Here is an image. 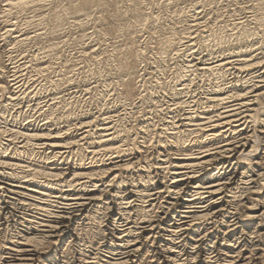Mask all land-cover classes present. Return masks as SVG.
Returning a JSON list of instances; mask_svg holds the SVG:
<instances>
[{"label": "bare ground", "instance_id": "6f19581e", "mask_svg": "<svg viewBox=\"0 0 264 264\" xmlns=\"http://www.w3.org/2000/svg\"><path fill=\"white\" fill-rule=\"evenodd\" d=\"M40 1L42 0H10L6 5L23 8ZM89 1L90 0L86 1L87 5L92 2ZM82 4L86 5L85 2ZM84 7L85 6H83V10ZM137 9L139 10V8ZM70 10L72 9L70 8ZM258 19L260 24L258 27L264 26V17L260 16ZM193 25L195 26L197 24ZM131 26L133 27V25ZM255 30L253 31L251 28H247L246 26V28H242L239 31L238 35L240 37H250L255 34ZM259 31H262L261 28ZM8 32L9 30H4L0 36L3 37L4 34ZM175 34H173V37L169 38V43L165 42V44L167 43L166 49L172 48L175 50L176 55L181 56L183 53L182 51H190V48L193 47V41L190 38L192 36H189V33L187 36L184 35V38L187 41L178 42L181 43L178 46L176 45L177 36ZM260 45L262 44L260 43ZM165 51H163V53H167ZM184 53L182 55L186 54ZM138 54L141 53L139 52ZM125 55L127 54L125 53ZM239 57L241 58L238 59V62L234 61L237 65L235 66L238 71L257 70V68L261 67L263 63L261 56L259 57L258 54L255 53L253 54L246 52L244 54H240ZM119 63L121 64L120 69L124 75L123 78L119 80V85L117 84L119 88L117 87L118 89L116 90L120 92L121 96L123 95L125 101H128V103H125V106L137 105L146 97V93H143L144 90L145 92L147 91L146 88H143L147 83L146 79L144 78V73L141 72L140 74V70L137 68V66H134L127 61ZM229 63L230 62L226 59H218L211 62L200 61V64L202 65L201 66L198 65V63H192L190 60H188L187 64L178 67V69L176 68L177 70L173 72V74L176 73L175 78L177 80L175 79L176 83L171 87V92L174 94V99L171 100L173 102H167L168 104L164 103L166 105L165 107H162L161 105V108H156V117L159 115L162 116V121L159 124L158 122L155 124L158 131L155 133L154 142H156V147L160 149V151L163 150L162 153L164 152V157L163 159H160L161 152L158 151L160 155L156 157V160L154 158V161L152 158L149 159L147 154L142 155L145 152H149V149L142 150L140 149L141 145H139L140 148L136 147L137 145L135 146L136 143L134 142L132 143L133 146H128V148L124 147L125 144L118 143V141L125 143L127 141L133 140V138H129L130 136L125 135V128L117 129L118 127H116V125L118 124H116L115 127L110 126V124L105 125L108 123L107 121L104 122V125L100 126L102 123H97V117H94L93 115L91 119L89 118L85 122L79 121L80 123L77 124V126L75 125L76 128L74 127L75 129L73 132L70 131L71 128L66 130L63 129L64 131H61L60 129L52 131V129H49L50 126L46 125V123H41L40 126H35L36 122L35 124L33 123L34 125L30 122V124L23 123V125H28L19 127L15 126L16 128L12 127L9 123V127H7L8 118L9 122L12 120H18V115V117L12 118V109H14L13 102L16 99V101L20 100V96H17L16 94V89L21 90L20 88L23 84L18 81L14 83V79L11 80V84L9 85L0 84V98L3 99L5 95L9 98V103L7 101L3 104V101L1 102L0 100V122L3 120L5 123L4 126H0V167H4L6 170L8 168L9 173L8 171L6 172L4 170L0 171H2L4 173L3 175L6 177L9 176L10 178L14 179H23L22 181L14 180L13 182L18 183L17 185L12 184V186L7 183L10 185L9 188L2 187L3 185L1 184L0 201H5V196L3 193H1L3 189L5 192L6 190L7 192L10 190L14 196L19 194L24 195L23 189H26L24 184H28L23 182L26 175L30 176L31 179L29 180L38 182L43 181L40 186L49 189L50 191L51 189L56 190L59 187H70L68 189L66 188V190H63V193L58 192L60 195L54 196L55 200L52 202L59 203L60 201L61 203V200L66 201H62L64 206H61V208L66 211H53L51 216H49L50 218H48V220L46 219L43 224L41 223V235L38 233V235L32 234L31 236L19 234V236L16 237L17 239L15 241L13 240L14 242L4 240L5 249L9 250V248H11L12 251L15 252L14 260L18 261V263L15 264H36L37 262L41 261L40 256L45 254L50 256L49 260L57 257L61 252L62 244L65 241V236H67L69 232L70 226L67 224L69 222L68 220L83 219L95 221L98 218V215L96 214L99 212L106 213V210L108 211V209L120 215L119 219L122 220L121 223L119 224L118 221L113 220L110 226H112L113 229L118 230L117 234H119V236H114H116L118 239H121L125 246L122 247L118 244L120 248L124 250L123 252L121 251L122 253L120 256H117L116 258L110 256V259L109 257H106V260L101 263L98 262V264H131V261L134 262L133 264H139L140 262H144V255L142 254L143 248L144 245L147 244V241H149V238L152 237L153 229L155 228L161 233L164 231L168 232V234L164 233L165 235L169 236L166 240L172 244L171 246L176 248V250H172L173 247H171L167 251V255H163V257L167 256L166 258H161L164 259L165 264H177L178 262V264H181V261L183 262L182 264H264V104L261 102V99L264 100L263 75L258 77L259 79L252 81L254 82L253 84L246 85L244 87H239L238 82L240 81L237 82V79L235 80L236 82L234 81L235 83L233 81L229 82L227 83L229 85L224 87L218 84V87H213L214 89L209 95H206V97L202 98L200 97L196 100L195 98H186V96L183 95L184 91L188 88H191L192 84L195 83L196 78L194 77L197 75L199 76L200 74H203V76H215L217 79H223L227 72H229V70L226 68ZM138 64L140 63L138 62ZM47 68L48 66L39 67V72ZM192 75L194 77H192ZM16 78L17 77H15V79ZM224 80L222 81L224 82ZM157 86L158 85H156L155 88ZM155 92H158V90L156 89ZM23 93L25 92L23 91ZM147 94H149V92ZM184 94L187 95L186 93ZM24 95L25 94L21 96V99L24 98ZM148 96V99L153 97H150V94ZM50 103L49 105H46L48 106L46 110L43 109V112H48V123H50V121L55 122L53 121L55 117H51V115L53 116L56 114L55 112V114H53V109L57 106H55V103L52 105H50ZM23 114V112H19V115ZM107 118H110V116ZM150 118L151 117H147L146 120L148 121ZM22 120L20 122H22ZM65 120H67V118ZM151 124L152 123L150 120L149 124L142 126L144 127L143 129L145 132L150 130L149 126H151ZM44 125L47 127H43ZM142 127H140V129ZM187 138H189V140H187ZM185 141H189V144L187 145L190 147L186 150H179L185 144ZM146 143L148 142H145L144 144ZM129 144L131 143L129 142ZM193 148H196V150L193 151ZM136 149H140V153L142 152V154L138 155L139 157L134 155L133 157L131 156V158L115 160L123 156L130 157V155L135 154L133 150ZM33 151L39 155L41 162L39 164L36 163L37 166L34 165V167L31 166V168H27L29 165H23V163H20V161L23 160V157H28L31 152L33 154ZM40 152H42V154ZM89 154H101L102 159L98 158L100 160L95 161L94 156H92L91 158L94 160L90 161L91 158H88L91 164H87L85 163V160L86 156H89ZM73 156V161L76 162V164H74L75 166L61 168L54 166L59 162L61 164H71L69 160L72 159ZM96 162L100 163L97 164ZM132 170L134 174H131L132 172L129 174L128 172ZM130 177L133 179L135 177L136 179L133 181H136V183H133V181L128 183V181L130 182V180H132ZM4 182L6 181L4 180ZM27 182L29 181L27 180ZM152 185L153 188L150 189ZM125 187L130 189L128 193L130 196L127 198H125V195H122L124 192L121 191ZM38 190L41 189L38 187ZM38 190H32L34 192L33 196L36 197L39 195V197L42 198L43 189L41 192ZM47 192L49 191L47 190ZM49 195L52 196L50 193ZM7 196L9 199L5 202H2L6 204L4 210L10 212L12 206L14 207L17 201H21L23 198L16 199L15 197H10L9 195ZM131 198L133 199L130 200ZM135 201H140L142 205H137L136 203L134 204L133 202ZM19 203L22 205V202ZM38 207L42 208L43 204L38 205ZM47 209H49V206ZM158 209L162 210V215H157L159 218L157 217L158 219L155 220V218H152V212L155 211L156 213V210ZM134 216L147 221L149 224L144 225L146 224V222H144L142 223L143 226L139 225L138 228L135 229L131 224V219ZM176 217L179 219H177L175 222H172ZM167 219L170 221V223L172 222V224H170L171 226L168 224L165 225V227H162L165 223L163 221H166ZM32 220L34 221V219ZM27 222L29 223L30 221ZM35 222L37 221L35 220ZM135 223L137 224V222ZM75 230L76 229H72V233L68 238L72 237L73 235L77 236V232H75ZM246 236L249 238L248 240ZM244 239L246 241H244ZM152 242L155 241L153 240ZM10 243L11 246L16 247V249H14V247H9ZM109 246L110 245L108 244V248H110ZM113 248L112 250H114ZM120 248H118V250H120ZM114 251L117 252L116 250ZM63 253L65 254V252ZM11 254L12 253H10V255ZM10 255L9 257H11ZM64 258L65 257L63 256V259ZM46 259L48 260L47 257ZM40 264L48 263H44L43 261Z\"/></svg>", "mask_w": 264, "mask_h": 264}, {"label": "rangeland", "instance_id": "374dc122", "mask_svg": "<svg viewBox=\"0 0 264 264\" xmlns=\"http://www.w3.org/2000/svg\"><path fill=\"white\" fill-rule=\"evenodd\" d=\"M9 1L10 0H0V34L4 32V30H9V32L6 33L7 35L4 34L3 37L0 36V81H1L0 84L9 85L11 84V80L14 79L15 80L13 81L14 83L18 81L23 85L20 88L21 90L16 89L17 91L16 94L17 96H20V100L16 101L17 100L16 99L15 100L16 102L14 101L13 102L14 104L12 103L14 105V109H12L13 112L12 118H16L19 116L18 120L16 121L12 120L9 122V118H8L7 127H9V123L11 124L12 127L16 128L19 126L28 125L30 123L35 124L36 122L35 126H40L41 123L42 124L46 123V125L50 126L49 129H52V131H56L58 129L62 131L63 129L66 130L68 128H71L70 131L73 132L74 129L76 128L75 125L77 126V124H79L81 121L85 122L89 118L91 119L93 115L94 117H97L96 119L98 120L97 123H102L100 126L104 125V122L107 121L108 123H106L105 125L110 124V126L115 127V125L118 124L119 126L116 125V127H118L117 129H124V128L126 129L125 135L130 136L129 138L131 139L133 138V140L127 141L128 143L118 141L119 144H125L124 145L125 148H128V146H133L132 143L134 142L136 143L135 146L137 145L136 147H139V145H141V148L140 147L139 148L142 150L149 149L148 150L149 152H145L143 154L142 152L140 153V149H136L133 150L135 154L130 155V157L123 156L115 160L131 158V156L132 157L134 155L138 156L139 154L142 155L147 154L149 159L152 158L154 161V158L156 160L157 159L156 157L160 155V153H158L160 149L156 147L157 144L156 142H154L155 141L154 139H155V133L156 131H158L156 129L155 124L157 122L159 124L162 121L161 120L162 116H160L158 113V115L160 116L158 117L160 119L156 117L157 116L156 108L157 109L161 108V105L162 107H165L166 106L165 104L167 102L170 103V101L174 99V94L171 92V87L175 85L177 79L175 78L176 73L173 74V72H175L178 69V67L187 64L188 60H190L192 63H198V65H201L200 61L211 62L218 59H226L231 64L229 63V65H227L226 68L229 70V72H227L226 76L223 79L220 78L217 79V77L215 76H209V77L206 75L203 76V74L202 75L200 74L199 76L197 75L195 77L192 75V77L196 78V80L195 83L192 84L191 88H188L184 91V93L187 94L185 95L183 93V95L186 96V98H191V99L195 98L196 100L199 99L200 97L201 98L206 97V95H209L215 87H218V84L224 87L226 85H229L227 83L232 81L234 82L236 79L237 82L240 81L238 82L239 87H244L246 85L253 84L254 82L252 81L259 79L258 77H261L262 75H263L262 77L264 78V53H263L264 26L258 27L260 26L258 18H260V16L264 17L263 16L264 0H258V1L257 0H90L89 2L91 1L92 2L89 3V5H87L86 2L88 0L85 1L84 0L82 1L81 0H69V1L42 0L40 2H37L35 4H30L29 6L23 8L6 5ZM83 1L87 6L82 4L84 3ZM83 6H85L84 10H83ZM70 8L72 10H70ZM137 8H139V10ZM251 18L253 21L251 20ZM193 24H197V25L194 26ZM131 25H133V27ZM239 25L240 27L241 26L244 27L240 28ZM246 26L247 28H251V30L253 31L256 29L254 32L255 34L254 33H253L254 35L251 34L252 36L250 37L249 36L240 37L238 35L239 31L242 28H246ZM260 28L262 31H259ZM173 34L177 36L176 45L178 46L179 44H181L178 42L187 41L184 38L185 36H187V34L189 36H192L190 37L193 41L192 42L193 47H191L192 49L190 48V51L189 50L182 51L183 53L185 52L188 55H186L185 53H184L185 55H182L183 54L182 53L181 56L180 55L178 56L175 54V50H173L172 48L166 49L167 43H169L168 42L169 38L173 37ZM165 42L167 43L165 44ZM260 43L262 45H260ZM164 48L166 49V51ZM163 51L167 53H163ZM243 51L244 53L246 52L253 54L255 53L258 54L259 57L261 56V59H263V63L261 67L257 68V70H251L252 72L238 71L235 62L236 61L238 62V59L241 58L239 57L240 54H244ZM139 52L141 54H138ZM125 53L127 55H125ZM124 61H127L132 65L137 66V68L140 70V74L141 72L144 73V78L146 79L147 82L146 83L147 86L145 84V86L143 87L144 89L146 88L147 90L146 92L145 90L143 91V93H146V97L144 98V100H141V102L138 103L137 105L125 106V103H128V101H125L123 95L121 96L120 92L116 90L119 88L118 86L120 82L119 80H121L124 75V73L120 69L121 64L119 62H124ZM138 62L140 64H138ZM43 66H48V68L43 71L41 70L42 72L41 71L39 72V67H43ZM253 76H256L257 78ZM15 77L17 78L15 79ZM250 77L253 78L251 79ZM150 80L151 82L153 81L152 82L153 84L150 82ZM222 80H224V82ZM56 81H58L59 83ZM156 85H158L160 88L158 86L155 88ZM178 87H182V86H178ZM156 89L158 90V92H155ZM23 91L25 93H23ZM148 92L150 94V97L153 96L151 99H148L149 97L148 96L149 94H147ZM23 94H25L24 98L21 99V96ZM8 99L9 98L6 95L4 96L3 99L0 98L1 102L3 101L2 102L3 104L6 103ZM261 102L264 104V100L261 99ZM49 103L50 105L55 103V106L57 105L59 107L58 108L56 106L53 109V114L55 113L56 114L53 116L51 115V117H55L53 119V121L55 122L50 121V123H48L49 120L47 119L48 112L47 113L43 112L44 110H46V108L48 107L46 105H49ZM19 110L24 114L19 115L20 112ZM109 116L110 118H107ZM147 117H151V118L147 121L146 120ZM66 118L67 120H65ZM25 119L26 120L29 119V120L26 121ZM21 120L22 122H20ZM150 120L152 123L151 126H149L150 130L145 132L143 129L144 127L142 126L145 124L146 125L149 124ZM1 122H0V126H4L5 125L4 121L1 120ZM23 123H28V124L23 125ZM46 125H44L43 127H45ZM140 127L142 128L140 129ZM187 140H189V138H187ZM144 141L148 143L144 144L145 143ZM129 142L131 144H129ZM187 144H189V141H185V144L179 150L188 149L190 146ZM193 149H194L193 151L196 150V148ZM162 151L163 150L160 151L161 152L160 159H163L164 157L163 156L164 152L162 153ZM40 153L42 154V152ZM92 156H94L95 161H99L100 159H102L101 154L98 155L89 154V156L88 155L86 156V160L88 161L85 160V163L87 164L90 163L89 159ZM28 157L26 158L23 157L22 158L23 160L20 161V163H23V165H29L27 168L29 167L31 168V166L34 167V165L37 166V164L41 162V158L34 151L33 154L31 152V154ZM73 160H74V156L72 157V159L69 160L71 164L62 163L63 164L62 165L59 162L54 166L60 168L67 166H75L74 164H76V162ZM93 160L94 159L91 158L90 161ZM96 163L98 164L100 162H96ZM0 170L2 171L4 170L7 172L9 169L7 168L6 170V168L0 167ZM2 171H0V179H1L0 185L2 184L3 185L2 187L9 188L10 185L12 184L13 185L18 184L16 182H13L14 180L16 181L23 180L18 178L17 179L10 178L9 176H7L8 177L7 178L5 175H3L4 173ZM128 173L134 174L133 170ZM27 176L28 175L24 177V181H23L28 183L27 185L24 184V187H26V189H23L24 195L19 194L17 196L16 195L14 196V194L11 193L10 190H8V192L6 190L7 192L6 193L4 189L3 190L1 189L2 190L1 193H3V195L5 196V201L9 199L7 195H9L10 197L11 196L15 197L16 199L19 198L20 199L23 198V199L21 201L20 200L17 201V203L15 202L16 205H14V207L12 206L10 212L4 210L6 204H4L3 202L5 201L3 200L0 201V209H1L0 238L2 239V240L0 239V246H1L0 264L18 263V261L14 260L15 252L12 251L11 248H9V250L5 249L4 240L9 242H14L17 239L16 237L19 236V234L20 235L25 234L29 236H31L32 234L41 235L42 232L41 225L45 222L46 219L48 220V218H50L49 216H51L53 211L60 210L58 212H61L62 210H64L63 208H61V206L62 207L64 206V204H62V201L64 200H61V203L60 201L59 203L57 202L60 206L56 202H52V201L55 200L54 198L55 195H60V193L58 192L63 193V190H66V188L68 189L70 187L68 186L59 187L56 190L51 189L50 191L49 189L40 186L41 183H43V181L41 182L40 179H39L40 182L33 181V180H29L31 179L30 176L28 177ZM135 177L134 179H136ZM130 178L132 180H130V182L128 181V183H131V181L134 180L132 177ZM4 180L6 182H4ZM27 180L29 182H27ZM7 183H9L10 185ZM133 183H136V181L135 182L133 181ZM38 187L41 190L43 189L42 193L45 199L43 198V196H42L43 199L40 198L38 194H36L38 195L36 197L33 196L34 192L32 190H38ZM125 188H123L121 191L124 192L122 195H125V198H127L130 196L128 195L130 189L128 187ZM151 188H153V185L150 187V189ZM41 190L38 191L41 192ZM47 190L49 192H47ZM49 193L52 194V196L49 195ZM31 197L32 199L33 198L35 199L32 200ZM132 199L133 198H131L130 200ZM19 202H22V205L24 207ZM24 202L27 204H25ZM133 203L134 204L136 203L137 205L141 204L140 201H135ZM41 204H43V207L42 208L38 207V205ZM26 205L28 206V208ZM48 206L49 209H47ZM51 207L52 208L54 207L53 208L54 210ZM13 209L16 211H14ZM158 210H156V213L155 211L152 212L153 214L152 218H155V220L159 218L158 217L159 215H162L161 214L162 210L159 211ZM111 211L112 210L108 209V211L106 210V213L99 212L98 214H96L98 215V218L95 221L93 220L89 221L83 219L68 220L70 222L67 223L68 226H70L69 232L67 236H65L64 239L65 241L62 244L61 252L59 253V255L55 258H52L53 260L52 259L49 260L50 256L48 254H45L43 256H40L41 261L37 262L36 264H40L43 261L44 263H48V264H87V263L98 264V262L101 263L104 260H106L108 257L110 259L111 257L116 258L117 256H120V254L124 251L120 248V246L124 247L125 245L123 244L124 242L122 243L121 239L117 238L119 236V234H117L118 230L113 229L112 226H110V224L113 222V220L118 221L120 224L122 220L119 219L120 215L118 213L116 214V212L114 213V211L112 212ZM134 217L131 219L132 221L131 224L135 229H137L139 225L143 226L142 223L144 222H146V224L144 225L149 224L147 223V221ZM32 219H34V221ZM177 219L179 218L176 217L172 222L177 221ZM35 220L37 222H35ZM27 221L30 222L33 221V222L28 223ZM166 221H163L165 223L162 227H165V225L168 224L169 225L172 224V222L170 223L168 219ZM135 222H137V224ZM34 229H36L37 231ZM72 229H76L75 232H77V236L73 235L72 237L68 238L69 235H71L72 233L71 232ZM160 233L161 232L156 228L153 229V235H152L153 238L150 237L149 241H147V244L144 245L143 248L142 254L144 255V262H140L139 264H144V263L165 264L164 259L161 258H166L167 256L163 257V255H165L167 251L173 246H171L172 244H170V242L166 240L169 236L165 234H168V232L165 231L162 232L161 233L162 236ZM114 235H117V237ZM248 239L249 238L247 237V240ZM151 240L152 241L154 240L155 242H152ZM124 241L127 242L126 240ZM244 241L246 240L244 239ZM159 242L161 245L159 244ZM108 244L110 245L109 247L111 249L108 248ZM9 247H14V246H11L10 243ZM112 248L117 252L112 250ZM118 248H120V250H118ZM14 249H16V247H14ZM174 249L176 250V248L173 247L172 250ZM9 252L12 254L10 255ZM63 252H65V254ZM9 255L11 257H9ZM63 256L65 257L64 259ZM46 257L48 258V260L46 259ZM131 262H132L131 264L134 263L133 261ZM182 263L183 262L181 261V264Z\"/></svg>", "mask_w": 264, "mask_h": 264}]
</instances>
